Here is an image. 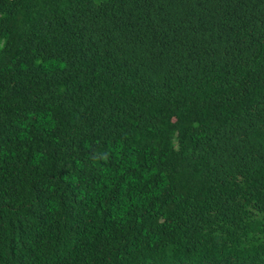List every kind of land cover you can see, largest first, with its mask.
Listing matches in <instances>:
<instances>
[{"label": "trees", "instance_id": "16d2710c", "mask_svg": "<svg viewBox=\"0 0 264 264\" xmlns=\"http://www.w3.org/2000/svg\"><path fill=\"white\" fill-rule=\"evenodd\" d=\"M0 264H264V0H0Z\"/></svg>", "mask_w": 264, "mask_h": 264}]
</instances>
